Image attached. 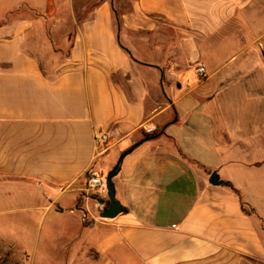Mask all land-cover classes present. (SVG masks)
Masks as SVG:
<instances>
[{"label":"crops","instance_id":"1","mask_svg":"<svg viewBox=\"0 0 264 264\" xmlns=\"http://www.w3.org/2000/svg\"><path fill=\"white\" fill-rule=\"evenodd\" d=\"M68 3L74 33L66 69L41 68L27 48L34 39L27 34L41 30L31 20L0 25V184L36 188L39 222L54 210L53 228L68 223V243L48 255L64 248V264H264L254 205L244 207L225 185L240 191L239 183L220 175L229 123L218 111L229 106L216 105L217 93L205 88L223 76L217 89H232L224 71L241 69L230 67L240 59L264 65L262 51L227 57L228 47L247 42L248 24L256 32L247 47L264 49V0ZM52 6L60 11L58 0H46L44 12ZM198 63L207 67L204 79ZM189 66L199 83L188 79ZM183 74L186 86L177 87ZM257 88L264 93V84ZM97 133L108 140L97 144ZM144 138L152 139L124 159L114 179L123 212L101 219L106 206L88 194L89 170L105 177ZM214 172L223 185L210 184Z\"/></svg>","mask_w":264,"mask_h":264},{"label":"rangeland","instance_id":"2","mask_svg":"<svg viewBox=\"0 0 264 264\" xmlns=\"http://www.w3.org/2000/svg\"><path fill=\"white\" fill-rule=\"evenodd\" d=\"M58 1L60 11L56 13L53 6L44 12L46 0H0V25L17 19L20 21L27 19L35 24V28L37 26L41 28L40 31L27 34L28 40L31 36L34 38L28 41L27 48L40 60L44 71L58 66L66 69L63 62L69 55L71 44V41L67 40L74 33L69 30L72 25L70 16L66 13L69 8L68 0ZM91 4L94 5V2ZM263 18L262 14L259 23L260 31L263 33L261 42L264 44ZM56 23H59L60 30L51 32L50 28ZM255 32L251 24H248L245 31L247 42H244L243 46L228 47L227 57L236 54L253 56L261 51L264 54V49L256 43L247 47V44L252 43ZM244 49L246 50L242 51ZM219 58L221 56L216 57V60ZM191 60L192 58L187 60L188 65ZM242 60L230 65V67L240 65L241 69L224 71L226 75H230L229 88L232 89L224 93L217 89L219 83L224 80L222 75L205 88L210 87V90L217 93L214 99L216 105L229 106L227 112L221 108L218 111L219 115H225L223 119L226 118L229 123L226 157H219L220 163H225L226 166L220 175L239 183L237 187L241 190H236L235 193L241 197L244 207H247V203L254 205L255 212L251 209L249 212L258 219V224L264 229V93L261 88L260 91L257 88L258 84L263 88L264 65L259 64L258 67L257 63H240ZM213 63L215 66L218 62ZM253 67L260 69H256L255 75L251 76L249 72H252ZM188 69V79L195 84L199 83L200 79L194 74L193 67L189 66ZM184 76L185 74L180 77L177 87L186 86ZM179 93L181 90H177V94ZM156 97L161 99L162 105L167 104V99L162 94ZM160 130L161 126L158 130L144 133L143 137L157 134ZM257 163L262 165H254ZM108 173L105 175L106 178ZM10 187L8 183L0 184V264H64V248H60V252L54 255H48L47 250L68 243L70 236L68 223H62L59 229L56 226L53 228L54 210L46 213L45 222H39L43 214L39 208L41 204L39 191L35 190L36 188L25 187L12 191ZM88 194L91 199H95L93 192L89 191Z\"/></svg>","mask_w":264,"mask_h":264},{"label":"water","instance_id":"3","mask_svg":"<svg viewBox=\"0 0 264 264\" xmlns=\"http://www.w3.org/2000/svg\"><path fill=\"white\" fill-rule=\"evenodd\" d=\"M131 56V53L128 52ZM164 132V130H163ZM162 132V133H163ZM152 138H144L143 140L135 143L133 146H131L128 150L124 151L119 159L117 164L114 166V168L108 173L107 178H106V186H107V190H108V194H107V199L109 201V206L106 208H103L99 214L101 219H115L117 216H119L122 212H123V206L120 203L119 200H117L116 198V190H115V184H114V179L118 176L120 169H121V165L124 161V159L130 155L131 153H133L139 146H141L142 144H144L145 142L151 140ZM210 184H212L213 186H219V185H223L224 182L220 180L219 175L214 172L211 175L210 178ZM99 204L101 206H105V201L103 199H100Z\"/></svg>","mask_w":264,"mask_h":264},{"label":"built area","instance_id":"4","mask_svg":"<svg viewBox=\"0 0 264 264\" xmlns=\"http://www.w3.org/2000/svg\"><path fill=\"white\" fill-rule=\"evenodd\" d=\"M197 75L204 79L207 76V67L205 64L198 63L195 69ZM108 135L103 133H97L95 135V140L97 144L104 143L108 140ZM88 191L93 192L98 199L105 200L107 198L108 190L106 186V177L100 176L89 170L88 176Z\"/></svg>","mask_w":264,"mask_h":264},{"label":"trees","instance_id":"5","mask_svg":"<svg viewBox=\"0 0 264 264\" xmlns=\"http://www.w3.org/2000/svg\"><path fill=\"white\" fill-rule=\"evenodd\" d=\"M225 185L231 187L235 192H237L236 189L234 188V186H233L231 183L225 182ZM95 198H96V197H95ZM104 201H105V206L108 207V206H109V201H108V199L106 198ZM244 211H245V210H244Z\"/></svg>","mask_w":264,"mask_h":264}]
</instances>
